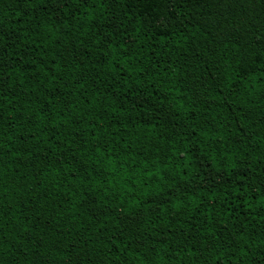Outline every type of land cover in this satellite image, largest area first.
I'll list each match as a JSON object with an SVG mask.
<instances>
[{"label":"trees","instance_id":"trees-1","mask_svg":"<svg viewBox=\"0 0 264 264\" xmlns=\"http://www.w3.org/2000/svg\"><path fill=\"white\" fill-rule=\"evenodd\" d=\"M0 264H264V0H0Z\"/></svg>","mask_w":264,"mask_h":264}]
</instances>
